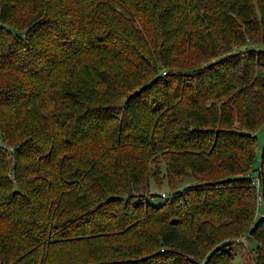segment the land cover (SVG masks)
Listing matches in <instances>:
<instances>
[{
  "label": "trees",
  "instance_id": "16d2710c",
  "mask_svg": "<svg viewBox=\"0 0 264 264\" xmlns=\"http://www.w3.org/2000/svg\"><path fill=\"white\" fill-rule=\"evenodd\" d=\"M259 128L264 0H0V264H264Z\"/></svg>",
  "mask_w": 264,
  "mask_h": 264
},
{
  "label": "rangeland",
  "instance_id": "374dc122",
  "mask_svg": "<svg viewBox=\"0 0 264 264\" xmlns=\"http://www.w3.org/2000/svg\"><path fill=\"white\" fill-rule=\"evenodd\" d=\"M255 135H256V142L258 143V145H261L262 141H263L264 128H259L258 130H256ZM258 154H259V152L257 150L256 154H255V158H254L255 160L252 163V165L254 167H255V162H256V159L258 157ZM181 182H180V184L177 183V185L175 187H179L181 184L184 183V181H181ZM165 187H166L165 185H160L159 189L153 187V190L157 191L159 194H165V193L169 192L170 190H172V188H170V190L168 188V190H167ZM233 250L236 251V255H237V258L239 260V264H250L249 260H247L248 256H247L246 250H243L241 248H234Z\"/></svg>",
  "mask_w": 264,
  "mask_h": 264
},
{
  "label": "built area",
  "instance_id": "2783aa9c",
  "mask_svg": "<svg viewBox=\"0 0 264 264\" xmlns=\"http://www.w3.org/2000/svg\"><path fill=\"white\" fill-rule=\"evenodd\" d=\"M252 186H253V188H254L255 190H257L258 186H257V180H256L255 178H252ZM259 199H260V197L257 196V197H256V200H259Z\"/></svg>",
  "mask_w": 264,
  "mask_h": 264
}]
</instances>
